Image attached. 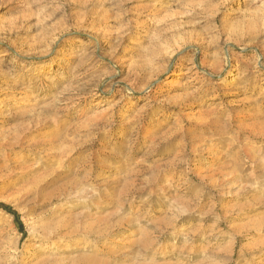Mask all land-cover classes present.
<instances>
[{"label": "rangeland", "instance_id": "rangeland-1", "mask_svg": "<svg viewBox=\"0 0 264 264\" xmlns=\"http://www.w3.org/2000/svg\"><path fill=\"white\" fill-rule=\"evenodd\" d=\"M0 264H264V0H0Z\"/></svg>", "mask_w": 264, "mask_h": 264}, {"label": "bare ground", "instance_id": "bare-ground-1", "mask_svg": "<svg viewBox=\"0 0 264 264\" xmlns=\"http://www.w3.org/2000/svg\"><path fill=\"white\" fill-rule=\"evenodd\" d=\"M227 74H230V73L227 72ZM232 75H233V74H232Z\"/></svg>", "mask_w": 264, "mask_h": 264}, {"label": "trees", "instance_id": "trees-1", "mask_svg": "<svg viewBox=\"0 0 264 264\" xmlns=\"http://www.w3.org/2000/svg\"><path fill=\"white\" fill-rule=\"evenodd\" d=\"M7 209V208H6Z\"/></svg>", "mask_w": 264, "mask_h": 264}]
</instances>
